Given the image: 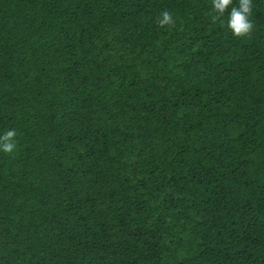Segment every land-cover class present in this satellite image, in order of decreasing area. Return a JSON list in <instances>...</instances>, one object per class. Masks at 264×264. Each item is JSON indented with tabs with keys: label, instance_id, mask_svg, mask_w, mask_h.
<instances>
[{
	"label": "trees",
	"instance_id": "16d2710c",
	"mask_svg": "<svg viewBox=\"0 0 264 264\" xmlns=\"http://www.w3.org/2000/svg\"><path fill=\"white\" fill-rule=\"evenodd\" d=\"M229 12L0 0V264H264V0Z\"/></svg>",
	"mask_w": 264,
	"mask_h": 264
},
{
	"label": "clouds",
	"instance_id": "9594fccd",
	"mask_svg": "<svg viewBox=\"0 0 264 264\" xmlns=\"http://www.w3.org/2000/svg\"><path fill=\"white\" fill-rule=\"evenodd\" d=\"M212 7L219 16L230 8L227 19V28L236 37L248 35L253 30V23L250 19L253 11V0H239L238 6L233 4V0H212ZM159 24L174 25L175 20L172 13L164 11L159 18ZM17 131L14 128L5 130L0 134V152L13 154L17 148Z\"/></svg>",
	"mask_w": 264,
	"mask_h": 264
}]
</instances>
